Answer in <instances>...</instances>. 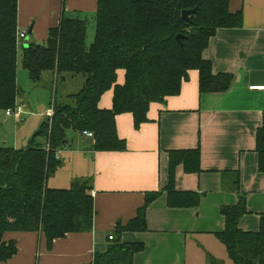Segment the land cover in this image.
<instances>
[{"label": "crops", "instance_id": "crops-1", "mask_svg": "<svg viewBox=\"0 0 264 264\" xmlns=\"http://www.w3.org/2000/svg\"><path fill=\"white\" fill-rule=\"evenodd\" d=\"M96 6L97 0H17V31L25 35L17 46L19 92L15 104L22 109L19 118L24 115L30 124L34 121L37 125L30 132L26 128L22 139L2 147L26 148L52 109V94L49 105H41L38 114L29 109L37 92L33 94L34 83H28L27 74L22 77L27 83L20 84L24 73L19 68L22 48L30 43L45 44L49 29L58 25L62 15L92 20ZM228 8L230 12L241 11L242 25L218 29L209 39L203 58L210 62L213 74H232L229 89L200 93L198 72L188 71L179 94L151 103L147 120L138 127L130 113L115 116L117 135L126 143L122 151H96L93 140L88 142L89 137L82 133L71 140L67 136L65 146L58 149L61 164L54 172L59 174L54 176L52 188L63 186L60 173L67 174L68 188L77 180H89L94 211L91 227L56 238L50 247L39 232H7L4 239L14 240L17 252L0 264H93L118 237L119 242L144 245L133 255L132 264H232L216 237L224 229V206L236 204L238 194H244L247 213L239 221L243 231H257L259 215L264 213V172L258 170L254 151L255 133L264 112V90L250 88L264 86V0H229ZM90 31L88 43L93 40L94 25ZM77 77L65 76L62 81L80 86L83 81ZM118 81H123V71H118ZM41 82L44 91L52 90L49 73ZM70 86L59 100L73 94ZM111 105L109 90L101 96L98 107L110 109ZM196 148L200 150V171L185 173L178 165L174 188L198 193L199 204L169 207L164 191L169 180L168 152ZM151 192L160 195L146 208V230L118 234V227L136 216ZM111 235L114 238L109 239Z\"/></svg>", "mask_w": 264, "mask_h": 264}, {"label": "trees", "instance_id": "trees-1", "mask_svg": "<svg viewBox=\"0 0 264 264\" xmlns=\"http://www.w3.org/2000/svg\"><path fill=\"white\" fill-rule=\"evenodd\" d=\"M229 0H97L94 36L88 38V20L62 15L48 31L45 44L30 43L21 51V68L32 83L45 73L54 81L81 75V88L62 101L56 90L52 115L45 117L24 149L0 147V263L17 252L7 232H39L46 245L68 233L91 227L93 200L89 180H77L69 188H52L47 180L61 164L55 152L65 146L67 131L92 133L96 151H122L124 140L116 132L115 116L130 113L134 126L147 120L151 103L177 95L188 71L198 72L200 93H220L229 89L230 73L213 74L203 58L209 39L221 28L242 25L240 10L230 12ZM195 9L188 20L183 10ZM17 0H0V110L13 108L18 95ZM176 36H182L177 39ZM123 71V81H118ZM111 90L110 109H100L101 96ZM258 170L264 172V112L255 133ZM169 180L164 191L169 207H196L200 195L178 192L174 188L175 169L185 173L200 171V150H170ZM238 191V173L235 172ZM160 195L146 194L135 217L118 227L122 231H145L146 208ZM247 213L244 194L234 205L224 206V229L216 237L225 246L232 264H264V213L259 215L257 231L239 228ZM112 238L114 236L112 235ZM142 243L114 240L93 264L121 261L132 264Z\"/></svg>", "mask_w": 264, "mask_h": 264}, {"label": "rangeland", "instance_id": "rangeland-1", "mask_svg": "<svg viewBox=\"0 0 264 264\" xmlns=\"http://www.w3.org/2000/svg\"><path fill=\"white\" fill-rule=\"evenodd\" d=\"M88 23H89V25H88V33H89V36H90V33H91L90 30L93 28V25H94V19L91 20L89 18L88 19ZM87 43H88V41H87ZM19 68H21V67H19ZM22 70H24V69H22ZM23 72L24 73H22L21 77H20V81H21L20 84H23L24 82L27 83V80L25 79V81H24L23 78H22V77L25 76V74H27V71L24 70ZM77 76H78L77 78H79L80 80L83 81V77L81 75H77ZM28 83L31 84V81H29V79H28ZM32 85L35 87L34 90L32 89L33 90V94L35 92H37V93L35 94V96H33L34 101L31 100L29 109H31V111L33 113H35V114H38V111L41 108V105H43L45 103H47L46 106L49 105L48 102L50 100V94H52V96L55 95V90H56L57 99H60L61 98L60 97L61 93L63 92V90L66 89V87H68V85H71L69 87V89L73 93L77 92L82 86V84L80 86H78L77 82L69 84L67 81L63 82L61 79H58L57 81L53 80L52 90L50 88H49V90L45 89L48 92L47 93L46 91H44L42 82L34 83ZM20 86L23 88L22 85H20ZM23 89H25V88H23ZM44 94H45V96L47 95V98L45 100L43 99L44 98ZM47 110L48 109H46V111ZM30 123L31 122L27 121V118L24 115H22V117H20L18 120L15 121L14 119L5 116V110H0V147L5 146V145L6 146L7 145H12L15 142V140L18 139V138L22 139L24 137V135L26 134V133H24V131H26V128H28L29 130H27V131L30 132L37 125V124L36 125L34 124L35 123L34 121H33L32 124H30ZM67 136H69L68 139H70V140H71V138L75 139V138H77V133L72 131V130H68L67 131ZM57 174H59V173H57ZM57 174L54 175V173H53V174H51L49 176L48 183H47L49 187L53 186V180L55 178L54 176H56ZM60 174H61L62 180H63L62 183H64L63 186H60V187L61 188H68L67 174L66 173H60Z\"/></svg>", "mask_w": 264, "mask_h": 264}, {"label": "built area", "instance_id": "built-area-1", "mask_svg": "<svg viewBox=\"0 0 264 264\" xmlns=\"http://www.w3.org/2000/svg\"><path fill=\"white\" fill-rule=\"evenodd\" d=\"M25 33L23 31H17L16 33V45L19 46L21 44V39L24 37ZM251 89H256V90H264V86H251ZM22 113V109L18 105H14L13 108H8L5 110V114L7 116H12L14 118H19L20 114ZM52 115V109H49L46 113L47 117H51ZM82 134L85 137L92 138V133L88 131H83ZM58 150L55 152V158H58ZM109 239H112V235L108 237Z\"/></svg>", "mask_w": 264, "mask_h": 264}, {"label": "water", "instance_id": "water-1", "mask_svg": "<svg viewBox=\"0 0 264 264\" xmlns=\"http://www.w3.org/2000/svg\"><path fill=\"white\" fill-rule=\"evenodd\" d=\"M195 11V9H192V10H183L182 11V18L184 19V20H188V18H189V15L191 14V13H193ZM182 36H176V38L177 39H179V38H181ZM92 141V138H89V140H88V142H91Z\"/></svg>", "mask_w": 264, "mask_h": 264}]
</instances>
